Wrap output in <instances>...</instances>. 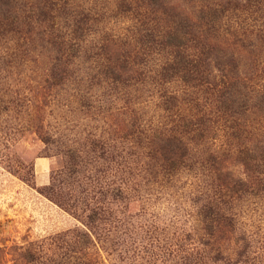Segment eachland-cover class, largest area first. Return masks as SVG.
<instances>
[{
	"label": "trees",
	"instance_id": "trees-1",
	"mask_svg": "<svg viewBox=\"0 0 264 264\" xmlns=\"http://www.w3.org/2000/svg\"><path fill=\"white\" fill-rule=\"evenodd\" d=\"M188 1L0 0V93L14 76L71 87L91 120L117 123L71 155L77 186L44 188L86 229L0 248V264H264V0ZM20 91L14 108L39 107Z\"/></svg>",
	"mask_w": 264,
	"mask_h": 264
},
{
	"label": "rangeland",
	"instance_id": "rangeland-1",
	"mask_svg": "<svg viewBox=\"0 0 264 264\" xmlns=\"http://www.w3.org/2000/svg\"><path fill=\"white\" fill-rule=\"evenodd\" d=\"M167 1L180 10L196 9L188 0ZM242 55L244 63L250 64L253 57L250 51H244ZM83 66L85 65L81 67ZM27 72L28 77L31 72ZM37 82L38 79L31 80L34 89L40 86ZM7 86L13 91L10 96L3 95L4 92L0 93L11 108L0 117V248L9 252L6 259H11L17 246L53 237L77 227L86 229L84 220L75 217L51 200L44 188L49 186L54 178L57 182L62 180L64 183H76L77 179H73L72 174L71 179L66 174L71 155L82 153L90 157L92 153L87 139L102 131H106L108 139H112L117 123L113 119L108 120L106 125L101 121L91 120L73 99L74 90L71 87L66 91L41 84L39 90L31 93L22 89L20 80L15 79V76ZM18 89H21L22 95L32 98L39 107L33 110L28 107L31 101H26L22 105L19 104V107L16 102L14 108L13 102L9 101L16 99ZM34 94L37 95L31 97ZM108 94V91L98 92L99 98L109 110L112 98L111 94ZM17 101L20 102L18 99ZM117 103L119 106L122 104ZM38 110L39 113H36ZM35 116L43 119L44 131L51 137L48 142L35 132L34 127L38 124ZM233 167V172L243 174L244 170L239 164L235 163ZM193 181L195 184L192 187L195 191L198 182L195 179ZM140 204L139 201L132 202L130 210L136 212ZM182 204L185 207L188 205ZM9 264H12V261Z\"/></svg>",
	"mask_w": 264,
	"mask_h": 264
}]
</instances>
